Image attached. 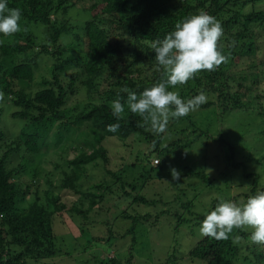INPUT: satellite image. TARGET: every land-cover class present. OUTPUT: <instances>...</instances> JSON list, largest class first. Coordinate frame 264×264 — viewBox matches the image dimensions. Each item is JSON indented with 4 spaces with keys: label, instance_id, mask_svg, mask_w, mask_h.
<instances>
[{
    "label": "trees",
    "instance_id": "16d2710c",
    "mask_svg": "<svg viewBox=\"0 0 264 264\" xmlns=\"http://www.w3.org/2000/svg\"><path fill=\"white\" fill-rule=\"evenodd\" d=\"M259 1L7 0L9 8L21 10L22 18L19 23L22 30L11 37L0 34V92L4 94L3 100H0V264L45 263L55 259L60 252L55 248L57 236L53 229L58 214L50 210L52 205L47 194L40 196L39 192L42 179L55 172L54 169L60 165L75 166L76 170L71 173L64 171L60 184L54 180L57 185L52 186L50 191L58 193L69 190L74 194L82 195L77 188V182L81 179L78 171L81 172L84 165L102 161L107 174L115 179L116 187L124 190L125 194L119 198L127 201L130 192L126 188L136 190L140 183L136 181L132 185L124 180L123 176H117L107 169L110 158L103 146L106 138L128 139L136 136L140 141L143 140L155 146L153 152L159 159V164H154L155 156L151 154L147 156L146 164L138 162L129 168L140 166L137 168L138 171L141 170L144 174L150 175L163 167L159 157L164 159V154L169 153L177 143L174 142L160 150L159 140L156 142L151 140L149 125L144 124L139 115L131 113L130 110L128 112L125 104L124 117L117 120L112 115L110 105L117 99L122 103L126 102L128 93L123 91L125 88L139 96L146 88L162 80L164 70L155 60L156 53L152 45L156 41H162L167 34L174 31L177 23L201 12L213 16L223 28L224 35L220 45L222 54L228 59L227 63L220 65L216 71H201L187 84L177 85L175 88L169 86V90L177 91L185 101L203 92L212 100L202 107V110L210 107L215 109L217 119L224 117L228 112L241 110L256 114L264 122V70L258 68L259 62L264 66V51L260 47V43L264 42V10H255ZM249 6L251 9L244 11ZM59 14L74 15L86 20L83 32L89 44L83 65L88 78L82 80L80 84L88 94H94V83L98 79L104 80L108 86L106 90L99 92V103L90 101L79 107L80 111L75 117L71 115L70 109H66V105L68 96L77 94L75 84L77 76L68 75V72L70 82L67 83L65 79H60L58 74L73 66L75 62L79 64V60H67L62 65H55L50 71L51 76L44 77L40 82L42 87L36 90L34 87L36 58L31 60L28 57V52L36 53V51L49 56L61 55V52L53 51L51 45L56 48L70 27L67 21L57 18ZM52 15H56L55 21L51 19ZM75 37L81 40L82 36L77 34ZM246 55L259 62L255 61V64H251L238 73H233L232 68ZM14 58L15 65L5 63ZM8 117L13 121L24 122L18 135L11 132L4 124L5 118ZM178 119L177 122H184L189 119V115ZM116 123L120 124L119 130L109 132L108 125ZM191 125H193L190 132L192 136L210 138L209 133L198 128L195 123ZM84 128L89 131V134L87 132L83 137L87 139L84 144L91 149L89 155H82L80 148L73 145L80 139L79 134ZM225 131L227 130L222 128L223 138L228 132ZM233 134L230 131L228 137H232ZM223 138L220 137V144L225 143L226 146L218 148V151L222 149L224 152L221 155L228 162L227 173L235 169H243V175L246 178L254 177L252 184L245 189L248 190L247 192L243 195H232L226 200L242 205L249 197L264 191L259 175L246 172L253 161L257 165L258 163L263 165L264 156L258 157L259 160L251 158V155L245 157L237 148L241 145L250 153L251 147L246 148L244 143H248L243 138L237 141H235L237 137L233 140ZM66 143L68 147L65 153L63 151L59 153V148ZM52 145L53 148H51ZM70 152L75 154L72 159H70L72 154ZM14 160L18 162L16 167L12 166ZM137 160L146 162L140 156ZM43 164L52 166L50 174H42ZM132 171L133 175L135 172L132 173ZM186 171L203 181H208L206 179L208 177H205L203 172H195L192 168ZM234 174L230 180H244L240 181L244 184H246L245 181L248 182L246 178L243 179L238 174L236 176ZM27 177L30 178H28L29 182L26 181ZM33 188L35 189L32 191ZM108 191H111V188L104 189L99 194L94 192L84 194L92 198L90 201L92 211L89 213H84L80 206L72 209L73 213L82 215L87 220L86 223L91 224L90 243L92 241L103 243L107 239V234H103L101 227L97 224L106 226L110 233L113 221L116 222L115 212L118 210L115 206L119 202L114 197L112 203L108 204L106 200ZM175 201H179L178 198ZM155 202L157 201L150 202L143 197H136L132 204L151 205ZM219 202V200L215 202L210 211L214 210ZM99 203L104 205L95 210ZM173 204L174 202L169 205ZM168 209L155 214L147 211L141 216L137 211L131 213L125 210L126 213L122 214V218L132 220L134 225L140 221L152 228H157V222L171 215L170 208ZM100 215H102L101 218ZM205 217L206 215H198L195 222L201 223ZM185 222L188 224L192 221L186 219ZM185 224L178 222L174 232L180 231ZM134 225L128 230L129 234L136 233ZM81 230L80 239H84L87 232L83 228ZM252 231L247 232L246 228L234 229L227 240H216L204 236L188 255L191 259L205 264H264V244H255L251 240ZM173 234L177 238L176 233ZM136 243L137 239L133 238L131 247H134ZM32 259L34 263L30 262ZM124 261L126 262H123V258L115 256L105 260L107 264H132V258ZM173 264L179 263L173 262Z\"/></svg>",
    "mask_w": 264,
    "mask_h": 264
},
{
    "label": "rangeland",
    "instance_id": "374dc122",
    "mask_svg": "<svg viewBox=\"0 0 264 264\" xmlns=\"http://www.w3.org/2000/svg\"><path fill=\"white\" fill-rule=\"evenodd\" d=\"M251 7L245 8L244 11L250 10ZM77 10V9H76ZM255 10H264V0H260L256 5ZM61 21H67L70 32L64 35L60 44L54 48L51 45L52 50L55 52H61L60 56L45 55L43 53H31L28 52V57L32 60L36 58V73L34 87L39 90L42 86L40 82L44 77L49 78L51 76L50 71L54 69L55 65H62L67 60H79V64L73 63V66L68 67L64 72L59 73V78H65L66 74H73L76 77L77 94L69 95L67 99L66 109L71 110L73 117L79 113V107L84 106L90 101L94 103L100 102V94L107 89V83L104 80H97L94 83V94H88L86 89L80 84L82 80L88 78L85 74L83 60L85 54L88 52L89 40L85 37L83 27L85 21L77 16H64L58 15ZM234 29V28H233ZM46 33V32H45ZM82 36L81 40H77L75 35ZM259 42H257L258 44ZM262 51H264V42L260 43ZM253 57L246 55L242 61L232 68L233 73H238L251 64H255ZM259 62V61H258ZM7 65H15V58L13 60L5 61ZM258 68L264 70L261 62H259ZM106 77V76H105ZM66 82L69 83V76L66 77ZM256 91V90H255ZM212 99L208 97L207 103L201 105L198 110L189 113V119L184 122H177L179 119H170L166 131L164 133L156 134L151 130L149 125V133H151V140L155 142L159 140V149L163 150L172 143L176 142L169 153L164 154L161 168L150 175L144 174L141 170L136 168H129L134 163L140 162L141 164L147 163V156L154 155L155 146L146 141H140L136 136H132L128 139H120L117 137L106 138L103 142V146L106 148L110 164L107 169L113 171L117 176H123L124 180L132 185L137 181V189L126 188L130 192L129 200L119 198L124 193L115 185V179L107 174L106 167L102 161L82 166V171H78L81 175L80 181L77 182V188L82 195L74 194L67 190L62 192L50 191L57 183L63 179V172L71 173L76 170L75 166L60 165L55 172L50 174L52 166L50 164H43L42 174H50L47 178L42 179L41 186L39 188L40 196L43 194L48 197L52 207V212H57L56 221L53 225L54 232L56 233L55 248L60 252L57 253L55 259L48 262H40V264H107L105 262L108 258H123V262L132 258V264H205L199 260L191 259L190 250L196 245V243L204 237L200 232L201 223H196L195 219L200 216L207 215L213 208V204L218 200H227L230 196L243 195L249 185L252 184L254 177H245L243 175V169H235L234 171L227 173L228 162L226 158L221 155L224 154L222 149L218 151L225 143L220 144V137L223 138L221 132L222 128L227 130V134H224L223 139L235 141L244 139L248 144L244 143L246 148H250V153L245 151L241 145H238V151L241 155L257 159L264 156V122L256 114L247 113L246 111H233L228 112L224 117H216L215 109L207 108L202 110V107L207 105ZM187 101V100H186ZM78 107V109H76ZM129 112V110H128ZM183 118V117H182ZM193 122V123H192ZM196 124L198 128L209 133L210 138H197L190 134L193 125ZM220 123V125H219ZM4 124L13 132L18 135L21 132L23 123L13 121L12 119L5 118ZM262 124V126L260 125ZM222 125V126H221ZM188 130V131H187ZM230 131L234 134L232 137H228ZM63 132V130H61ZM60 132V133H61ZM89 131L84 128L79 135L80 139L77 143H73L75 147H79L80 153L83 155H89L91 149L84 143L87 140L83 138ZM262 133V134H261ZM162 134V135H161ZM79 135H77L79 137ZM161 135V136H159ZM244 135V137H243ZM52 136H55V130ZM89 137V136H88ZM146 137V136H145ZM211 142V143H210ZM238 143V142H236ZM189 146V148H188ZM208 146V147H207ZM263 146V147H262ZM54 146L52 145L51 148ZM67 143L63 147L59 148L58 152L65 153L67 149ZM252 152V154H251ZM70 155V159L74 158L73 152ZM140 156L141 159H145L146 162L137 160ZM155 156V155H154ZM156 159L157 157H153ZM68 160V159H67ZM153 160V159H152ZM259 160V159H257ZM166 161V162H165ZM250 163V161H248ZM18 162L14 160L13 167H16ZM154 164H156L154 162ZM158 164V163H157ZM44 166V167H43ZM67 166V167H66ZM177 169L181 174L179 182L172 180L171 169ZM192 168L195 172H203L208 181L197 178L195 175H190L186 169ZM226 169V170H225ZM134 173L133 175L131 174ZM236 172L245 181L246 184L240 181L230 180V177ZM248 173H256L259 175V181L264 185V164L261 165L256 162H252V165L246 169ZM143 173V174H142ZM234 174V176H236ZM241 174V175H240ZM29 177L26 181L29 182ZM229 179V180H228ZM57 183H55V181ZM250 180V181H249ZM51 185H50V184ZM53 186V187H52ZM111 188L108 191L106 200L108 204H111L113 198L116 197L118 204L115 206L114 211L117 214L116 222L113 221L111 231L107 230V227L101 224H97L101 227L103 234H107L106 241L103 243L99 241H89L92 239L89 230L92 229L91 224L86 223V219L79 214L73 213L72 209L76 206L83 210L84 213H89L91 197L84 194L94 192L99 194L104 189ZM35 188L32 189V191ZM123 191V192H120ZM46 193V194H45ZM145 198L147 201L156 200L157 202L151 205L132 204L134 199ZM178 198L179 201H175ZM154 202V201H153ZM174 202L172 206L169 204ZM131 203V205H130ZM24 205H26L24 203ZM50 205V206H51ZM104 204L99 203L96 205V209ZM191 205V207H190ZM170 208V216H165L157 222L158 227H150L147 223L138 222L134 225L132 220L123 219L122 214L126 212L135 213L137 211L140 216L143 213L155 214L164 209ZM126 210V212H124ZM169 210V209H168ZM112 212V213H114ZM93 214V212H92ZM102 215L99 217L101 218ZM176 217V218H175ZM94 220V217H91ZM115 218V216H114ZM99 220L98 217H95ZM192 221L185 224V220ZM89 222H93L90 221ZM178 222L185 225L179 231L174 232V228L178 226ZM174 224V225H173ZM136 228L135 234H129L128 230L132 227ZM96 227V228H98ZM87 233L84 239H80L82 230ZM95 229V228H94ZM247 232L252 230L246 228ZM176 233L177 238L175 236ZM136 238L137 243L134 247L132 245V239ZM117 239V240H116ZM80 244V245H79ZM175 253V254H174ZM121 255V256H120ZM34 263V259L30 260Z\"/></svg>",
    "mask_w": 264,
    "mask_h": 264
},
{
    "label": "clouds",
    "instance_id": "9594fccd",
    "mask_svg": "<svg viewBox=\"0 0 264 264\" xmlns=\"http://www.w3.org/2000/svg\"><path fill=\"white\" fill-rule=\"evenodd\" d=\"M21 18L20 9L9 8L7 0H0V34L11 37L20 32ZM51 19L55 21L56 15H52ZM223 35L221 24L204 12L177 23L174 31L152 45L155 60L164 70L162 80L146 88L139 96L125 88L123 91L128 93L127 100L124 103L119 99L112 101V115L117 120L123 119L126 104L131 113L139 115L144 124H150L151 130L160 134L166 131L170 119L198 110L207 103L208 98L203 92L185 101L177 91L169 90V86L185 85L197 73L216 71L220 65L227 63L228 58L222 54L220 45ZM67 74L66 77L70 75ZM66 77L63 78L65 81ZM3 98L4 94L0 92V100ZM119 128L120 124L116 123L108 125L107 130L117 132ZM154 162L160 163L158 158ZM171 175L173 181H180L181 174L177 169L172 168ZM244 228L253 230L251 240L255 244H264V191L249 197L242 205L221 200L204 218L200 232L216 240H227L234 229Z\"/></svg>",
    "mask_w": 264,
    "mask_h": 264
}]
</instances>
